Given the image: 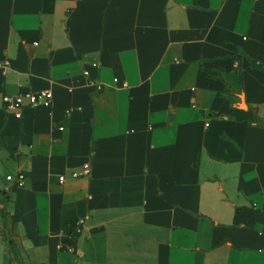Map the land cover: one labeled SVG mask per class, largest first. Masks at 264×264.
<instances>
[{
    "label": "crops",
    "instance_id": "1",
    "mask_svg": "<svg viewBox=\"0 0 264 264\" xmlns=\"http://www.w3.org/2000/svg\"><path fill=\"white\" fill-rule=\"evenodd\" d=\"M0 264H264V0H0Z\"/></svg>",
    "mask_w": 264,
    "mask_h": 264
},
{
    "label": "built area",
    "instance_id": "2",
    "mask_svg": "<svg viewBox=\"0 0 264 264\" xmlns=\"http://www.w3.org/2000/svg\"><path fill=\"white\" fill-rule=\"evenodd\" d=\"M238 66V65H237ZM54 94L51 90H43L39 92H29L24 94H18L15 96L5 95L3 98L4 107L8 111H12L16 117L22 118L23 111L26 107L30 106H38V105H46L50 106L53 101ZM209 125V124H208ZM91 174V167L90 165H86L84 168V172L80 173L78 171L73 172V177L78 178L82 175L89 176ZM9 179L12 176L8 177ZM19 179L22 180L23 176L20 175ZM66 180L65 175L60 176V182H64ZM81 228H76L71 233V240H75L77 236L81 233ZM69 251H75L73 245H70L68 248Z\"/></svg>",
    "mask_w": 264,
    "mask_h": 264
}]
</instances>
